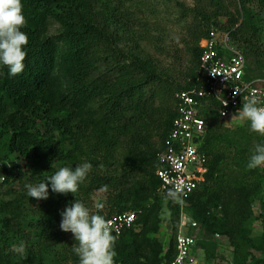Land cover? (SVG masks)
I'll return each instance as SVG.
<instances>
[{
	"label": "trees",
	"instance_id": "16d2710c",
	"mask_svg": "<svg viewBox=\"0 0 264 264\" xmlns=\"http://www.w3.org/2000/svg\"><path fill=\"white\" fill-rule=\"evenodd\" d=\"M208 2V8L180 3L179 15L192 17L188 35L195 69L188 83L178 84L138 46L140 35L131 28L143 0H22V30L29 38L26 67L15 77L0 68V160L16 156L20 161L1 171L6 177L0 181V264H79L73 234L60 228V212L76 198L92 209L91 196L98 190L107 194L108 216L140 211L136 224L117 238V262L173 260L181 206L158 194L156 170L177 115L176 95L194 85L203 53L200 41L212 29L231 33L246 56L247 80L257 77L247 56L257 62L264 40V0ZM53 23L56 35L49 33ZM125 35H131L138 53L119 46ZM207 102L202 115L209 128L200 150L207 155L209 172L188 198L187 212L206 231L229 238L236 264H264L250 250L264 252V235L253 239L247 227L264 186V167L247 168L252 148L244 145L248 148L254 132L224 133L209 121L219 116L217 101ZM237 147L239 155L231 160L227 150ZM84 162L93 167L77 193H52L49 186L48 199L26 195V184ZM237 168L240 175L233 178ZM164 207L172 223L167 248L153 236L160 231ZM260 217L264 222V209ZM20 244L23 253L16 251Z\"/></svg>",
	"mask_w": 264,
	"mask_h": 264
},
{
	"label": "built area",
	"instance_id": "2783aa9c",
	"mask_svg": "<svg viewBox=\"0 0 264 264\" xmlns=\"http://www.w3.org/2000/svg\"><path fill=\"white\" fill-rule=\"evenodd\" d=\"M202 47L196 83L178 94L177 116L159 155L160 166L156 172L161 184L160 194L165 195L171 188L181 193L178 201L182 220L176 238V254L169 264H199L194 254L197 239L188 230L197 231L200 225L186 212L188 198L204 184L209 171L208 158L200 150L208 129L201 115L205 100L217 101L221 118L242 108L251 95L264 100V78L246 79V56L232 44L229 33L219 37L218 32L211 31ZM139 213L127 211L108 217L113 234L118 237L125 228L135 225ZM115 264L122 263L115 261Z\"/></svg>",
	"mask_w": 264,
	"mask_h": 264
},
{
	"label": "clouds",
	"instance_id": "9594fccd",
	"mask_svg": "<svg viewBox=\"0 0 264 264\" xmlns=\"http://www.w3.org/2000/svg\"><path fill=\"white\" fill-rule=\"evenodd\" d=\"M25 25L26 19L23 13L22 0H0V68L6 67L9 77H15L19 74H22L26 67L25 59L28 55L27 45L29 43V38L28 34L22 30ZM213 30L218 32L219 37H221L225 33H229L231 38V33L229 31H222L216 29H212L211 31ZM205 39L207 38H204L202 40ZM201 41L200 46L202 47ZM231 42L234 46H236L233 43L232 39ZM212 73L214 75L216 74L215 72ZM178 94L176 95L177 111ZM217 97L220 98V94L217 95ZM208 102L207 104L204 102V105L201 108V115L203 108L208 105ZM222 102L226 104L225 100ZM232 115H235L241 123H247L252 132L258 133L260 136L264 137V100H261L260 97H257L255 95L249 96L243 103L242 108L237 110ZM207 126L209 128L208 123ZM163 149L164 146L162 150ZM13 157L14 156H12L10 159L0 160V181H4L6 177V173L1 172L2 168H5V170H10L14 165H18L20 163V161L16 157ZM262 166H264V142H257L251 149L247 168L256 169ZM92 167V164L89 162L78 164L75 167H60L54 172V174L48 176L46 179L42 180L38 184H26V195L37 200L48 199L49 186L51 188L52 193L75 194L78 192L80 186L84 183ZM160 186L158 188L159 195L165 197L166 199H171L173 201L180 199L181 193L177 189H168L165 195H162L159 192ZM181 215L182 213L180 214V223L182 220ZM60 216L61 230L64 232H71L73 234L75 243L72 246V251L78 257L79 264H115V258L117 256V252L115 250L116 241L119 236L117 237V235L113 234L111 222L107 219L110 216L106 217L105 215L100 213H93L90 207L84 201L78 200L77 198L74 201L70 202L63 209V211L60 212ZM199 225L201 226V224ZM188 232L189 234H195L197 231L190 229L188 230ZM16 251L18 253H23L24 245L20 244L16 248Z\"/></svg>",
	"mask_w": 264,
	"mask_h": 264
},
{
	"label": "rangeland",
	"instance_id": "374dc122",
	"mask_svg": "<svg viewBox=\"0 0 264 264\" xmlns=\"http://www.w3.org/2000/svg\"><path fill=\"white\" fill-rule=\"evenodd\" d=\"M143 1L144 6L141 5L137 7L134 13V17H138L139 20H134L135 23H132L134 28H131L132 30H136V33L140 35L138 46L147 56H151L156 63H158L160 70L170 77L169 80L178 84L188 83L191 79V73L193 69H195V62L192 60V55L189 51V42L191 39L189 40L190 36L188 35V28L192 17L190 16L186 19L185 16L181 17V15H179L180 3L185 4L187 7L200 6L208 8L209 0ZM226 1L229 2L230 0ZM136 22L145 26L147 29L139 27ZM144 23L146 25H144ZM57 32L58 25L53 23L49 33L56 35ZM130 36L131 35H125L124 38L121 36L119 39V46L124 47L127 52L138 53L134 52L136 45L130 41ZM201 44H204V40L201 41ZM259 45L261 46V55L258 61L256 62V58L248 55V64L253 76L264 77V40L259 43ZM210 118L213 120L209 121L217 122L219 127H221L226 134L232 133L233 131L244 132L245 134L252 132L247 127V123H241L235 115L227 118H220L219 116L213 115ZM259 136L258 133H254V136L252 135L251 138V144L253 143V145L251 146L250 144L247 148L246 144L244 148H253ZM153 139L154 141L157 140L156 138ZM223 147L226 146L223 145ZM237 150H239V147L229 148L227 150L231 160L239 155ZM15 157L16 156L13 158ZM263 167L264 166L260 168ZM238 175L240 174L237 168L233 178H236ZM2 190L3 188L0 187V195L2 194ZM91 198V211L108 217L109 207L107 194L103 190H98ZM263 209L264 186L259 197L253 202L254 215L252 220L247 224L253 239H258L264 235V222L260 217ZM169 219L170 211L164 207L160 231L158 234L153 235L159 238L165 247H168L169 240L172 237V223ZM195 235L197 238V245L194 249V254L197 256L199 264H236V253L227 236L217 233L212 234L201 226ZM250 250L258 257L264 258V252L253 248H250ZM210 254L211 256L209 257Z\"/></svg>",
	"mask_w": 264,
	"mask_h": 264
}]
</instances>
